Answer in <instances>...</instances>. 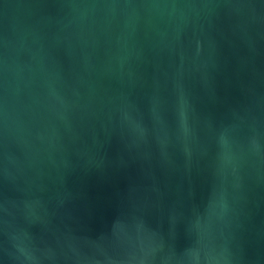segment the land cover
<instances>
[{
	"label": "water",
	"instance_id": "water-1",
	"mask_svg": "<svg viewBox=\"0 0 264 264\" xmlns=\"http://www.w3.org/2000/svg\"><path fill=\"white\" fill-rule=\"evenodd\" d=\"M0 264H264V0H0Z\"/></svg>",
	"mask_w": 264,
	"mask_h": 264
}]
</instances>
